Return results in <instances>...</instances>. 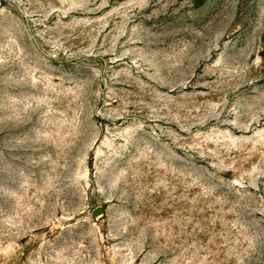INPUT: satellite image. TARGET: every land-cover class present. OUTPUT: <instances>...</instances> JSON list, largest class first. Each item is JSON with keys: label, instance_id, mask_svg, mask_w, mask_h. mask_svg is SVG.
Instances as JSON below:
<instances>
[{"label": "rangeland", "instance_id": "374dc122", "mask_svg": "<svg viewBox=\"0 0 264 264\" xmlns=\"http://www.w3.org/2000/svg\"><path fill=\"white\" fill-rule=\"evenodd\" d=\"M0 264H264V0H0Z\"/></svg>", "mask_w": 264, "mask_h": 264}]
</instances>
